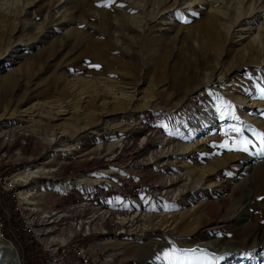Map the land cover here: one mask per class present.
<instances>
[{"label": "rangeland", "instance_id": "obj_1", "mask_svg": "<svg viewBox=\"0 0 264 264\" xmlns=\"http://www.w3.org/2000/svg\"><path fill=\"white\" fill-rule=\"evenodd\" d=\"M64 1L66 0H0V120H8L1 122L13 126L14 132L15 129L20 132L22 129H28L36 134V137H27L12 132L13 142L26 145L24 149H12V144L5 143V138L0 137V150L10 151L7 152V158L1 157V163H8L5 167L8 172L14 171L10 177L11 182L19 180L15 174L24 167H31L43 160L48 161L44 165L45 169L56 170L52 175L32 177L34 180L29 182V178L27 183L16 186L18 213L20 191L25 185L37 183L38 180L54 184H72L82 180V183L65 194L52 190L33 193L28 201L36 204L37 209H64L90 202L94 211L104 203L102 198L105 197L102 191L98 190L96 181L102 178L100 172L109 170L123 174V177L120 176L121 180L107 181L106 194L111 204L120 202L125 192L139 195L137 197L140 199V195H145L151 186L150 170L161 166L149 164L152 149L140 158L147 159L145 161L148 165L141 169L136 167L137 163L131 158L132 151L121 156L115 163L116 169L102 167V156L88 155V151L103 144L102 139L109 145L119 136L129 141L132 147L138 146L143 138H137L132 127L141 123L143 125L157 116L162 119L158 129L153 130L156 134L153 143H168L165 149L177 153L183 146H190L189 149L192 150L181 152L173 166L189 170H214V174L206 178V186L208 182L213 185L219 183L223 177V160L238 152L225 147L220 149L226 139L232 148L261 146L259 134H264V68L257 67V63L264 59V12L254 17L251 11L264 0H224L230 9V21L228 19L218 22L219 49L208 50L207 54H201L197 48L199 40L196 38L195 28L198 21L206 19L212 13L213 9L208 7L212 0H199L200 5L186 8L184 12L180 10L185 8V5H181L176 11L160 17L157 14L159 7L166 9V5L161 6L164 4L161 3L162 0H70L69 3L63 4ZM79 2L86 4L81 8ZM128 6L134 7L127 11ZM223 16L225 15H221ZM245 17H249L248 20L252 22L249 26L247 24L242 27L246 22ZM50 18H65L64 27H53L52 31L60 28L58 31L65 33L73 27L67 22V19L71 18L76 25L80 24L76 27L84 31L81 37H86L89 33L97 40L103 39L92 33L100 31L101 36H104L103 33L107 32L111 37L112 31L107 28L114 23L119 30L128 27L130 32L123 31V34L130 41L134 52L140 50L144 44L149 45L150 49L148 47L147 51L139 52V61L135 64L127 63L124 57L128 49L120 46V42L116 44L118 37L113 33V45L109 48L111 50L106 52V60L101 64L98 62L97 65L91 55L80 57L79 48L61 49L52 58L46 55V58H38L35 54L48 46L52 40L45 39L44 45L41 42L34 45L38 40L40 28L45 26L44 20ZM233 22L239 23L236 25ZM249 27L250 31H247ZM229 28L231 32L226 36ZM34 37L36 40L32 43ZM249 43L253 45L258 58L250 56L249 62L241 64L245 65L244 69L238 70L236 57ZM160 55L164 57V61L161 62L162 66L156 68L153 63ZM191 76L195 78L196 83L189 87L184 86L181 80ZM207 78L211 79L210 85L201 89L202 92L207 91L210 94L212 91L211 94L219 95L222 91H230L233 93L232 97H236H230V100L225 102L223 112L227 113V118L217 119L218 115L214 113L209 115L210 111L205 109V104L195 99L196 85ZM33 105L36 108L30 109ZM201 109L204 111L200 112ZM61 110L66 112L65 115L57 117L56 111ZM203 115L206 118L202 117ZM1 128V131L8 134L0 136H10L9 128ZM232 128L240 129V134L230 131ZM151 132L147 130L146 135ZM225 132L228 133L227 137ZM223 136L224 141L218 144L219 146H205L206 143ZM257 158L258 162L262 161L264 154L258 155ZM243 167L244 165H240L238 171H242ZM247 173L248 171L244 172ZM261 173L253 178L252 185L247 182L241 187V191L246 187L250 188L258 201L264 200V175ZM0 177L2 190H9V183H6L7 172L0 171ZM114 194L118 195L119 200L113 198ZM137 197L131 200L137 199L139 202ZM200 199L201 197L198 198ZM196 201L197 199L191 201L184 211L193 209ZM6 210L9 212L10 209ZM251 213L256 215L255 211ZM221 232L227 234L230 229L223 228ZM8 235L11 236L10 233ZM90 235L95 237L88 239V243H95L97 248L90 250V255H107L115 264H172V261L177 259L184 264H193L184 259L183 256L187 254L182 252L179 244H173L175 242L172 243L171 239V242L164 240L156 245L157 249L166 247L169 255L160 256L148 263L145 260L147 256L138 252L139 247L125 249L123 244L130 241L123 239L116 231L105 230L102 233L95 228ZM11 237L5 239L0 234L1 239L12 242L14 252L18 255L20 263L24 264L22 251L19 249L20 239L17 238V241ZM140 244V248L147 246L146 241ZM260 248L255 254L230 256L220 262L215 258V264H264V244H261Z\"/></svg>", "mask_w": 264, "mask_h": 264}, {"label": "bare ground", "instance_id": "obj_2", "mask_svg": "<svg viewBox=\"0 0 264 264\" xmlns=\"http://www.w3.org/2000/svg\"><path fill=\"white\" fill-rule=\"evenodd\" d=\"M69 1L70 0H66L63 4L69 3ZM97 2H99V0H97ZM163 2L164 4L161 6L166 5V9L165 7L164 9L159 7V11L157 12L159 17L165 14L169 15L173 10L177 9L181 5H185V8L180 10L184 12V9L191 8L193 6L196 7L195 5L200 3L199 0H162L161 3ZM84 3L79 2L80 7H83ZM64 6H61V8ZM213 6L215 7L213 8ZM128 7L129 8H126V10L128 11L129 9L130 11V9H133L134 6H131V8L130 6ZM208 7L213 9L212 13H210L206 19L201 20L200 22L198 21V23L196 22L197 27L195 28L197 32L196 38L199 40L197 41V48L201 54H205L208 50L211 51V49H219L220 35L218 33V22L220 20L226 21L228 19V21H230V9L226 6L224 0H212L208 3ZM81 8L77 9L81 10ZM260 12H264V1L262 3H258V6H256L251 11V14H253L255 17L259 16L258 14ZM221 15L225 16L221 17ZM248 18L249 17H245L244 20L246 22L242 24V27H246L247 24L249 26V24L252 22L248 20ZM63 21H65V18H50L44 20L43 25L45 26L43 29L40 28L41 30L37 35L38 40L35 41L34 45H37L39 42L44 45L45 39L51 38L52 40L48 46L42 50H37L38 52H35V56L42 58L46 55V57L52 58L61 49L63 50L70 48L72 50H77V48H79V50H81L80 57L91 55V59L98 65L104 61L106 52L111 50L109 48L111 45H113V42L111 41L113 38V33H116L117 36L115 37H118L116 38V44L120 42V46H125L124 49H128L124 57L127 63L135 64L137 61H139V52L141 53L142 51L143 53V51H147L148 47L150 49L149 45L144 44L141 46L140 50L134 52L132 49L133 47L131 48L132 45L130 44V41H128L126 36L123 34V31L130 32V29L125 27V30H119L115 23L110 27L108 26V28L106 27L108 31H112L111 37L107 32H105L106 34L102 32L104 36H101L100 31L97 33H92L101 37L103 40H97L89 33L86 35V37H81L84 34V31H81L80 27H76L77 25L80 26V24L77 23L76 25V22H74L71 18H68L67 22L73 27L67 29L65 33L58 31L60 28L54 29V31H52L53 27H64ZM239 22L233 23L237 25ZM230 29L231 28L227 30L226 36L230 34ZM107 30L104 29V31ZM247 31H250V27ZM34 40H36V37L32 39V43H34ZM45 43V45H47V42ZM114 49L112 48V50ZM254 52L253 45L249 43L244 51L238 54L236 57L238 62V70L244 69L245 65L241 66V64L249 62L248 60H250V56H258V54ZM163 59L164 57L160 55L158 59L155 60V63L153 64L156 68L161 65V62L164 61ZM257 67L264 68V59L257 63ZM210 82L211 79L207 78L206 81L202 80L201 83L196 85L194 90L195 94H197V97L195 99L198 102L205 104V109L208 108L210 111L208 112L209 115L214 113L218 115L217 119H224V117L227 118L228 115L227 113H224L223 110L225 109V102L230 100V97L233 96V93L230 91H222L221 94L215 95L216 93L211 94L212 91L210 94L207 91L202 92L203 90L201 89L209 86ZM181 83L184 86L189 87L190 85L195 84L196 80L193 76H191L188 79L183 78ZM33 108L36 107L34 105L30 107V109ZM202 111L204 110L201 109L200 112ZM65 113V111L61 110L56 111L55 114L57 117H62L65 115ZM202 117L206 118L205 115ZM160 119L162 118L157 116L156 119L147 120L148 122L145 121L146 123L143 125H141V123L132 127L135 136L137 138H143L142 142L140 144L138 143V146L132 147L130 143H128L129 141H126L121 136H119L109 145H106L102 139L101 142H103V144L97 145L88 151V155H101L102 158H100V165L106 168L115 167V163L118 162L123 154L127 153L128 151H132L133 154L131 158L137 163L136 167L141 169L148 165L145 161L147 159L141 160L140 158H143L145 153L152 149L150 157L151 162L149 164H160L161 166L158 169H149L151 174L149 178L152 179L150 184L151 186L147 189L145 195L143 194L144 196L140 195L139 199L137 197L139 195H134V193L131 192H125L123 193L125 196L120 198L122 200L116 204H111L107 199V181L115 179L117 181L121 180L123 174L121 175L119 172H113V170L100 172V177L102 178L96 181L98 182L96 185H99L98 190H101L102 195L105 196L102 198L104 203H102L100 207L98 206L99 208H95L94 211H92V207L89 205L88 217L91 218V221H85V224L83 222H77V215H69V222H75L71 223V232H75L78 234V236H86L93 233L95 228L98 229V232L102 233L105 232V230L116 231L118 232V235H122L123 239L125 238L127 241H130V243H125V245L123 244L125 249L127 248L130 250L136 249L138 247L140 248V243L146 241L147 246H144L140 249L138 248V252H140V254H144V256H147L145 260L148 263L153 262L155 258L160 256L162 257L169 255L166 247L157 249L156 245L159 241H170V239L173 240L172 243L175 242L173 244L180 245L182 252L187 254L186 256H183L184 259H187L193 264H215V258H218L220 262V260L223 258L230 256L235 257L240 255L255 254L258 252L261 249V244H264V200L258 201V198H255L256 196L254 197L252 195V190H250V188L246 187L243 189V191H241V187L247 182L248 185H252L253 178L260 176L261 171H263L261 174L264 175V159L258 162L257 158L258 155H262L260 152L264 145L259 147H246L247 151L238 150L235 155L232 154L228 156L227 160H223V177L220 178L221 180L219 183L217 185H213L212 183L208 182L206 186V178L214 174L212 173L214 170L207 171L204 170V168H194L189 170L185 169V167L173 166V164L176 163L175 160L177 157L181 155V152L183 153L184 151L186 153L192 150L189 149L190 146H183L181 151L177 153L176 151L169 152L165 149L168 143H162L160 145L153 143V141L156 139V134L153 133V130L159 126ZM1 121L8 120H0V122ZM0 129L2 128L0 127ZM147 130L152 132L149 135H146ZM0 134L7 135L8 133L1 131ZM14 134H21L22 136L25 135L27 137H36V134L28 129H22L21 132L16 131L15 129ZM223 141L224 136L215 139V141L206 143L205 146L212 148L215 145L222 144ZM221 148L222 147H220V149ZM1 157L7 158V153H4V155H1ZM47 162L43 160L42 162L31 167H24L22 170L16 173L15 176H17V178L23 184L27 183L28 179H32V177L42 178V176H45L46 174V176L52 175V173H54L56 170L45 169L44 165L47 164ZM213 165L214 164H212V166ZM215 165L217 166V162ZM240 165H244L242 171H238V167ZM218 166H220V164ZM245 171H248V173L244 174ZM80 183H82V180L76 181L72 184H54L47 181L39 182L38 180L37 183L25 185V187L20 191L21 199L17 203V208L19 209L21 219H25L30 223L32 233H35L36 239L39 243L44 244L46 253H54V249H56V242L54 241H61V233H53L52 235V228L59 227V211H63L64 209L55 208L42 211L39 208L37 209L35 207L36 204H32V202L30 200L28 201V199L33 195V193H41L42 191L46 190H52L53 192H57L59 194H65ZM141 193L143 192L141 191ZM99 195H101L100 191ZM117 196L118 195L114 194L113 198L118 199ZM135 197H137L140 201L138 202L137 199L131 200V198ZM200 197L201 199L198 200ZM194 199H197L196 206L193 209L191 208V210L184 211V208ZM78 207H85V203L71 206L69 208ZM177 210L178 212L176 213ZM251 211H255L256 215L253 216ZM223 228H227V230L229 228L230 232L227 234L222 233L221 230ZM101 229L103 231H101ZM103 244L104 243H98V245ZM110 258L107 255L104 257H99L92 256L89 253L90 264H115V262H113ZM0 264H21L18 259V255L13 250V245L1 238Z\"/></svg>", "mask_w": 264, "mask_h": 264}, {"label": "built area", "instance_id": "obj_3", "mask_svg": "<svg viewBox=\"0 0 264 264\" xmlns=\"http://www.w3.org/2000/svg\"><path fill=\"white\" fill-rule=\"evenodd\" d=\"M0 127L10 129V136H0L5 138V143H11L12 149H24L26 145L14 143L12 139L13 126H8L7 123L0 122ZM10 151H0V171L7 172V182L9 190H2L0 183V234L10 233L12 237L20 239L19 249L22 251L24 264H90L89 251L97 250L94 244H89L88 239L95 235L78 236L75 232H71V223L69 215H77V222L91 221L88 217V208L90 202H85V207L64 208L60 212L59 227L52 228L53 233H61V241L56 242L54 253H46L43 243H39L35 233H32L30 223L25 219H21L20 213L16 210V186L23 185L20 180L10 182L11 174L5 167L8 163H1V155ZM4 167L3 169L1 167ZM34 179H30L32 181ZM20 181V182H19ZM5 206V208H4ZM10 209L9 212L6 209ZM54 209V208H51ZM49 210V209H47ZM12 224L10 225V223ZM8 230V231H7ZM15 234H14V232ZM18 238V239H17ZM6 239V236H5ZM12 243V242H11Z\"/></svg>", "mask_w": 264, "mask_h": 264}, {"label": "snow or ice", "instance_id": "obj_4", "mask_svg": "<svg viewBox=\"0 0 264 264\" xmlns=\"http://www.w3.org/2000/svg\"><path fill=\"white\" fill-rule=\"evenodd\" d=\"M105 6H106V5H105ZM97 67H98V66H97ZM262 98H264V96H262ZM230 131L235 132V133H237L238 135H239L240 132H241V130L238 129V128H232V129H230ZM227 134H228V133L225 132V136H226V137H227ZM259 139H260V143H261V145H264V134H259ZM243 143H247V141H243ZM220 147H225V148H227L228 150H242V151H247V149H246V148H243V147H241V148H232V147H229V144H228L227 139H226V141H225V144L220 145ZM261 153L264 154V147L261 148ZM169 259L171 260V257H169ZM172 264H184V262H183V261H179V260L177 259V260H175V261H172Z\"/></svg>", "mask_w": 264, "mask_h": 264}, {"label": "trees", "instance_id": "obj_5", "mask_svg": "<svg viewBox=\"0 0 264 264\" xmlns=\"http://www.w3.org/2000/svg\"><path fill=\"white\" fill-rule=\"evenodd\" d=\"M12 224V222L10 223V225ZM3 235V234H2ZM5 235H6V237H11V236H9L6 232H5ZM3 237H5L4 235H3ZM12 238V237H11Z\"/></svg>", "mask_w": 264, "mask_h": 264}]
</instances>
